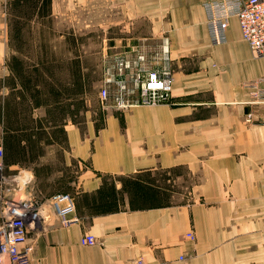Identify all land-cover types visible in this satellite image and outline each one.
I'll list each match as a JSON object with an SVG mask.
<instances>
[{"label": "crops", "instance_id": "0c3cea01", "mask_svg": "<svg viewBox=\"0 0 264 264\" xmlns=\"http://www.w3.org/2000/svg\"><path fill=\"white\" fill-rule=\"evenodd\" d=\"M84 10L103 31L111 15L142 20L148 57L161 55L166 44L170 99L126 110L97 99L83 111L82 57H72L65 40L63 56H56L49 21L57 0H0L7 179L0 218L6 201L32 196V178V197L45 201L58 193L51 188L56 176L74 168L82 192L78 222L28 229L25 264H264V125L243 119L250 108L244 83L264 76V56L252 53L235 17L226 42L213 46L201 0H83ZM40 31L37 39L23 38ZM130 43L128 50L116 48L120 56L104 57L107 72L139 50ZM66 80L73 92L62 91ZM55 150L59 169L47 157ZM85 234L96 242L81 244Z\"/></svg>", "mask_w": 264, "mask_h": 264}, {"label": "built area", "instance_id": "2783aa9c", "mask_svg": "<svg viewBox=\"0 0 264 264\" xmlns=\"http://www.w3.org/2000/svg\"><path fill=\"white\" fill-rule=\"evenodd\" d=\"M205 12V25L210 43L224 44L229 19L235 17L242 39L256 56H264V0H201ZM166 44L162 50L167 53ZM161 53V55L163 54ZM159 53L148 57L137 50L132 57H119L107 72L98 91L104 106L126 110L134 105L156 106L169 102L172 72ZM250 106L244 115L245 124L264 125V76L246 81ZM254 107H258L255 109ZM4 148L0 142V185L7 181L3 165ZM26 179L24 183L28 182ZM55 221L68 226L79 221L75 214V201L69 193L58 192L45 201L32 196L12 198L1 208L0 264H25L30 247H23L29 228L40 225L47 228ZM186 236L194 239V234ZM94 236L85 234L80 243L92 245ZM180 259L183 256L179 257Z\"/></svg>", "mask_w": 264, "mask_h": 264}, {"label": "rangeland", "instance_id": "374dc122", "mask_svg": "<svg viewBox=\"0 0 264 264\" xmlns=\"http://www.w3.org/2000/svg\"><path fill=\"white\" fill-rule=\"evenodd\" d=\"M68 5L70 8H68ZM113 17L112 15L110 16V20L113 23H110V25L103 31L101 26L96 25V22L94 21V13L87 10L83 11V0H57L56 17L53 20L50 18L49 21L50 24L55 22V40L57 42L56 56L59 58L63 56L62 42L60 43L59 41L65 40L66 45H71L72 57H82L83 111L87 108H94L97 106L96 100L99 99L98 91L104 83L102 82L104 77H107V67L109 66L106 61L104 62V57L107 58L110 55L115 57L120 56L118 53H123L122 48L128 50L129 46H127V42L129 41L131 42V45H137V48L142 50L141 47L143 46L144 40L143 38H140V36L143 34V21H136L135 24L132 20L133 18H123V16H120V19L118 20L117 17L115 19ZM22 34L24 36L23 38L34 37L37 39L38 37H41L43 32H24ZM45 34L47 37V32ZM63 34H65V36ZM49 35L50 39H52L51 32ZM116 48L122 50L115 51ZM110 51H113L114 53L111 54ZM128 53H130V51H128ZM132 53L133 52L131 51V54ZM58 75L62 76L59 73ZM61 89L62 91L64 89L65 93L70 90L73 92V84H68V81L66 80V85L61 87ZM21 119L22 121L27 120L23 115L21 116ZM2 134L3 132L0 131V142L4 145ZM53 134L57 137H62L61 131L58 129H55ZM55 151L56 152H53L51 156L47 157L52 158L51 166L59 169L62 165L59 163V158L57 156L58 150ZM2 162L5 169L4 155ZM76 172V169L74 170V168H72L68 177H62V174H60L59 177L56 176V184L51 185V188L54 189L53 193H69L78 204L82 198V192L79 191L75 185ZM28 177L29 175H23L24 180L28 179ZM29 184L31 186L30 194L33 196V191H36L37 185L34 183L33 178L29 181Z\"/></svg>", "mask_w": 264, "mask_h": 264}]
</instances>
